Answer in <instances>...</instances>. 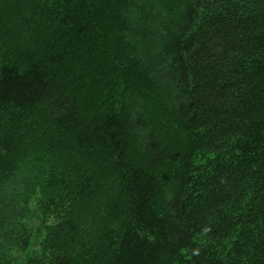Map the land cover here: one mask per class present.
<instances>
[{
    "label": "trees",
    "instance_id": "16d2710c",
    "mask_svg": "<svg viewBox=\"0 0 264 264\" xmlns=\"http://www.w3.org/2000/svg\"><path fill=\"white\" fill-rule=\"evenodd\" d=\"M0 264H264V0H0Z\"/></svg>",
    "mask_w": 264,
    "mask_h": 264
}]
</instances>
